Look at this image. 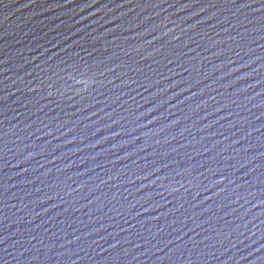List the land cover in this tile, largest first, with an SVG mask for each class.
<instances>
[{
	"label": "water",
	"instance_id": "1",
	"mask_svg": "<svg viewBox=\"0 0 264 264\" xmlns=\"http://www.w3.org/2000/svg\"><path fill=\"white\" fill-rule=\"evenodd\" d=\"M0 264H264V0H0Z\"/></svg>",
	"mask_w": 264,
	"mask_h": 264
}]
</instances>
